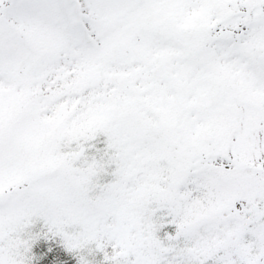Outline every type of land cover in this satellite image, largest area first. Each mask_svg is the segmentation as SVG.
I'll list each match as a JSON object with an SVG mask.
<instances>
[{"label": "snow or ice", "instance_id": "1", "mask_svg": "<svg viewBox=\"0 0 264 264\" xmlns=\"http://www.w3.org/2000/svg\"><path fill=\"white\" fill-rule=\"evenodd\" d=\"M0 264H264V0H0Z\"/></svg>", "mask_w": 264, "mask_h": 264}]
</instances>
